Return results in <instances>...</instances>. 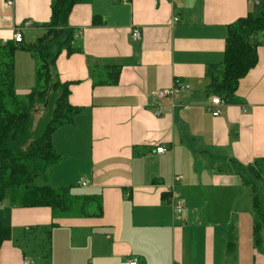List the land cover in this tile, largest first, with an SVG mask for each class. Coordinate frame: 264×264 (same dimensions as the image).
I'll use <instances>...</instances> for the list:
<instances>
[{
	"label": "crops",
	"instance_id": "0c3cea01",
	"mask_svg": "<svg viewBox=\"0 0 264 264\" xmlns=\"http://www.w3.org/2000/svg\"><path fill=\"white\" fill-rule=\"evenodd\" d=\"M52 1L0 0V41H14L18 28L26 44L41 38ZM252 7L253 0H90L73 8L69 27L81 51H63L57 73L71 83L70 104L84 112L53 135L63 159L51 179L56 188L101 197L104 213L55 219L51 208H20L6 199L0 223L11 227L12 238L2 246L0 264H128L134 257L141 264H264L253 243V214L240 223L231 214L243 181L197 164L216 151L245 166L264 159V49L221 116L209 110L220 96L210 92L208 73L221 66L230 28ZM34 60L16 53L20 96L34 86ZM114 65L122 67L118 83L95 86L93 69ZM177 80L189 89L174 99L153 96ZM161 146L165 154L156 152ZM175 175L184 178L173 186ZM164 195L178 198L183 214ZM230 235L237 242L232 253Z\"/></svg>",
	"mask_w": 264,
	"mask_h": 264
},
{
	"label": "trees",
	"instance_id": "16d2710c",
	"mask_svg": "<svg viewBox=\"0 0 264 264\" xmlns=\"http://www.w3.org/2000/svg\"><path fill=\"white\" fill-rule=\"evenodd\" d=\"M89 1L53 0L51 19L44 25L46 32L34 43L0 41V207L10 191L13 206L51 208L55 219L103 216L101 197L78 195L71 186L56 188L51 184L52 169L63 159L55 151L53 135L61 127L73 124L84 112V108L70 104L71 83L59 79L57 60L63 51L68 56L81 51L74 45L75 32L69 27V19L75 6ZM256 1L249 15L230 28L223 63L208 73L210 92L226 102L233 101L240 82L257 66L259 51L264 49V0ZM19 50L29 52L37 62L36 87L26 96H20L15 86V56ZM121 71L118 65L93 69L94 75L97 74L95 86L116 85ZM98 76H101L99 81ZM41 111L43 115L35 122L34 116ZM240 167L246 168L238 174L253 193L254 247L261 253L264 159ZM163 198L170 204L169 195ZM229 237L228 250L232 253L237 242L234 236ZM11 238V227L0 223V254L3 244ZM44 248L50 256L51 231Z\"/></svg>",
	"mask_w": 264,
	"mask_h": 264
},
{
	"label": "rangeland",
	"instance_id": "374dc122",
	"mask_svg": "<svg viewBox=\"0 0 264 264\" xmlns=\"http://www.w3.org/2000/svg\"><path fill=\"white\" fill-rule=\"evenodd\" d=\"M64 38L65 37H63V39ZM54 49H56V48H54ZM34 62L36 64V67L33 70L34 86H29V85L27 86L28 88L33 87L32 90L36 87L35 77H36L37 62H36V60H34ZM21 96H25V95H21ZM42 115H43L42 111L37 113L34 116L35 122H38L39 118ZM227 155H228V152H222V151L212 152L211 157H207V158L198 157L197 164L201 163L203 165L202 167H204L205 169H211L214 171L220 170V171H223L224 173L232 174V175L237 177L238 182H241L240 180H242V179L238 173H241L239 171L245 170L246 168L240 167V165H241L240 163L236 162L235 160H233L231 158H228ZM242 173H244V172H242ZM246 176L248 177V174H246ZM51 184H52V179H51ZM245 186L240 187L238 192L235 191V195L238 194V196L235 199V202L233 204L234 207L231 210L232 211L231 214H233L236 217L237 223L238 222L240 223L242 216H244V215L250 216L252 214H253V219L255 221V214L253 211V196H252L253 193H252L251 188L245 187ZM10 197H11V193H10V191H7L6 199L10 200ZM263 237H264V231H263ZM22 243L23 242H20V245L22 246L25 253L28 254L30 257L34 258L35 260H37L39 258V256L37 254H35V252L32 248V245H29L28 243L27 244H22ZM36 243L38 244L39 242H36ZM253 243H254V240H253ZM254 245H255V243H254ZM258 252H260V251H258ZM261 252L264 253V245H263V251H261Z\"/></svg>",
	"mask_w": 264,
	"mask_h": 264
},
{
	"label": "built area",
	"instance_id": "2783aa9c",
	"mask_svg": "<svg viewBox=\"0 0 264 264\" xmlns=\"http://www.w3.org/2000/svg\"><path fill=\"white\" fill-rule=\"evenodd\" d=\"M253 3L257 4L258 2L255 0H253ZM12 5V3L10 4ZM25 26H31V23H26ZM81 34V32L79 33ZM133 39L134 40H140L141 39V34L138 30H134L133 32ZM14 41H16L17 43H23L24 42V36H23V32L21 28L15 29V37H14ZM188 90L189 86H187L186 84H184L182 81H175L174 85L172 88L170 89H164V90H160L157 91L155 93H153V96L155 98H157L158 100H163L166 98H175L177 95L178 90ZM225 104H227L225 101H223L220 97H215L212 99L211 104L209 106V110L211 111L213 117L217 118L220 117L222 114V106H224ZM246 111V109H245ZM157 115H160L159 112L156 113ZM156 152L158 154H165L167 152V147L166 146H161L158 147L156 149ZM183 176L182 175H175L174 179H173V186L176 185L177 183H179L181 180H183ZM79 184L86 186L87 183L84 182L83 180H79ZM172 186V188H173ZM170 204L172 205L174 211L176 214H183V212L185 211V206L184 204L176 197H172ZM24 264H35L33 261L30 260H26ZM128 264H141L139 261L138 257H134Z\"/></svg>",
	"mask_w": 264,
	"mask_h": 264
}]
</instances>
